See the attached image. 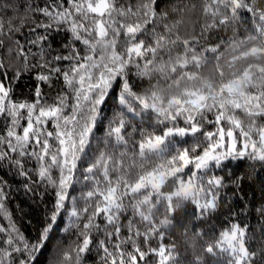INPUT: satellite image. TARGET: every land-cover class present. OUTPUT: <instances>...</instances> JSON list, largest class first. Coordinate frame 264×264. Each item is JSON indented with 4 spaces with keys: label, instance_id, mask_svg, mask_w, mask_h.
Here are the masks:
<instances>
[{
    "label": "snow or ice",
    "instance_id": "6c2138e0",
    "mask_svg": "<svg viewBox=\"0 0 264 264\" xmlns=\"http://www.w3.org/2000/svg\"><path fill=\"white\" fill-rule=\"evenodd\" d=\"M0 264H264V0H0Z\"/></svg>",
    "mask_w": 264,
    "mask_h": 264
}]
</instances>
